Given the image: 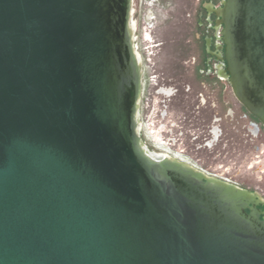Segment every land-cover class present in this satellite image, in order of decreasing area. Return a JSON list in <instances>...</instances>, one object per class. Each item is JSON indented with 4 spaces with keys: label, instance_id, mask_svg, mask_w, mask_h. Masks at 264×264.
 Wrapping results in <instances>:
<instances>
[{
    "label": "water",
    "instance_id": "1",
    "mask_svg": "<svg viewBox=\"0 0 264 264\" xmlns=\"http://www.w3.org/2000/svg\"><path fill=\"white\" fill-rule=\"evenodd\" d=\"M216 45L264 124V0ZM140 73L137 0H0V264H264L253 196L141 150Z\"/></svg>",
    "mask_w": 264,
    "mask_h": 264
},
{
    "label": "flooded vegetation",
    "instance_id": "2",
    "mask_svg": "<svg viewBox=\"0 0 264 264\" xmlns=\"http://www.w3.org/2000/svg\"><path fill=\"white\" fill-rule=\"evenodd\" d=\"M194 41L202 42L201 51L182 63L191 77L164 75L158 57L162 43L154 45L152 80L146 96L143 87L137 98L139 146L152 161L184 168L203 184L248 193L258 201L262 219L264 189L243 187H264V124L238 100L224 98L222 46L211 53L206 35L195 34Z\"/></svg>",
    "mask_w": 264,
    "mask_h": 264
},
{
    "label": "rangeland",
    "instance_id": "3",
    "mask_svg": "<svg viewBox=\"0 0 264 264\" xmlns=\"http://www.w3.org/2000/svg\"><path fill=\"white\" fill-rule=\"evenodd\" d=\"M137 5L141 67L139 90L142 91L145 87V96L152 80V53L158 49L154 46L156 43H162L158 54L159 66L164 75L168 76L179 73L183 74V77H191L189 72L192 70L182 63L187 61L191 54H198L202 49V42L194 41L195 34L206 35L209 51L216 53V27L222 0H137ZM199 22L202 23L201 28L198 26ZM187 40H191V43L186 44ZM223 81L224 98L238 100L243 105L224 77ZM247 187L251 190L259 187L264 189L258 185L243 188Z\"/></svg>",
    "mask_w": 264,
    "mask_h": 264
},
{
    "label": "bare ground",
    "instance_id": "4",
    "mask_svg": "<svg viewBox=\"0 0 264 264\" xmlns=\"http://www.w3.org/2000/svg\"><path fill=\"white\" fill-rule=\"evenodd\" d=\"M138 95H139V93H138Z\"/></svg>",
    "mask_w": 264,
    "mask_h": 264
}]
</instances>
